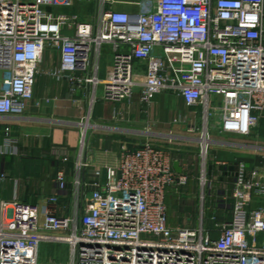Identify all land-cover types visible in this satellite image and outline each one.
Masks as SVG:
<instances>
[{"label": "built area", "instance_id": "built-area-1", "mask_svg": "<svg viewBox=\"0 0 264 264\" xmlns=\"http://www.w3.org/2000/svg\"><path fill=\"white\" fill-rule=\"evenodd\" d=\"M60 1L0 0V71L9 74L8 87L0 90V116L23 112L49 49L60 57L52 75L71 91L99 83L107 102H130L138 91L140 102L150 104L166 92L186 108H200L203 158L211 133L248 137L259 128L264 0H140L134 15L107 10L114 2L102 0L95 23L47 10ZM104 45L112 50L105 79L77 78ZM138 66L144 71L137 81ZM18 154L5 129L0 157ZM79 166L88 165L81 160ZM183 170L174 171L170 151L145 142L124 148L116 167L94 169L72 216H59L56 207L67 189L64 169L44 206L0 199V264H41L45 244L67 246L64 264H264V164L251 171L243 163L235 167L229 221L220 224L213 215L207 229L203 211L198 227L192 218L182 226L169 223L167 196L187 186ZM6 179L0 175V187Z\"/></svg>", "mask_w": 264, "mask_h": 264}, {"label": "crops", "instance_id": "crops-1", "mask_svg": "<svg viewBox=\"0 0 264 264\" xmlns=\"http://www.w3.org/2000/svg\"><path fill=\"white\" fill-rule=\"evenodd\" d=\"M67 1L68 5H63L61 0L47 10L56 15L77 17L81 22L95 23L102 0ZM108 1L114 3L106 5L107 10L131 15L140 12V0ZM63 33L73 35L72 31ZM90 57V63L85 69L78 70L76 77H91L101 82L111 66L110 45L102 46L98 59ZM59 63L58 52L46 50L37 66L32 99L25 103L23 112L19 115L0 116V145L4 131L8 129L11 137L17 141L19 150L15 157H0V175L7 176L0 187V199L44 206L46 200L56 194V175L58 170L64 169L67 189L63 195L58 196L56 207L59 216H72L77 208L80 209L83 195H87L90 190L87 186L93 181L94 169L101 168L104 173V168L116 167L124 148L132 151L145 142L155 147L170 143H177L181 147L194 144L198 147L197 156H194V151L181 155L171 152V156L173 162L177 161L189 176L188 184L196 175L199 165L204 178L208 173L212 176L215 167V185L201 188L198 195L194 190H188L190 193L187 191V196L197 202L198 225L202 211L203 226L206 229L211 227L213 215H216V221L220 224L229 221L235 167L243 163L251 171L264 164V146L259 145L264 141V117L259 128L248 137L211 133L206 157L203 158L200 108L197 109L201 111V128H193L195 108H186L178 96L170 93L155 95L150 104H142L138 91L130 102L104 101L99 83L96 86H76L71 91L66 82H60L52 75ZM143 71L144 66L137 67V81ZM8 84L9 74L0 71V90L6 89ZM195 131L198 134L191 135ZM83 155H86L85 161ZM64 157L68 159L67 163L62 162ZM196 159L201 160L200 164ZM81 160L88 165L84 169L79 166ZM207 161L211 163L209 167ZM188 184L179 191H170L167 202L171 195L179 197ZM169 223L173 227L176 224L170 218Z\"/></svg>", "mask_w": 264, "mask_h": 264}, {"label": "rangeland", "instance_id": "rangeland-1", "mask_svg": "<svg viewBox=\"0 0 264 264\" xmlns=\"http://www.w3.org/2000/svg\"><path fill=\"white\" fill-rule=\"evenodd\" d=\"M211 101L215 102V99L212 96H211ZM193 111H194L193 113H195V119L193 120V124L195 127L193 126V128H201V124H202L200 120L201 111L200 109H197V108H195ZM263 124H264V121H263ZM197 134L198 132L196 131L194 133L193 132L191 133V135H197ZM259 134H261V132H259ZM212 139L214 140V138ZM176 144L177 143H170L169 145L158 144L156 146L163 150H167V151L172 152L173 154H178V155L186 154V152L188 151H194L196 153L194 154V156H197L198 147L196 145L190 144L188 147L187 146L181 147L179 146V144L177 145ZM259 145L264 146V141L263 143H260ZM83 147L85 148L84 143H83ZM196 161L198 162V164H200L201 160L199 161V159H196ZM210 164L211 163L207 161L206 163L207 167H209ZM195 173L196 175L194 174L195 176L190 180L188 187L185 188L183 192H181V195L179 197H177V195L175 196L171 195L169 197V202H167L166 204L168 208V216L171 221L176 223L175 226H182L183 221L186 222L188 218L194 217V221L192 220L193 226L198 227L199 222L197 221V217L199 215V211L197 212V202H195V200L192 199V197L190 198L189 196H187V191L190 190V192H193L194 190V192L196 191V195L200 194L201 188H203L201 186V182L204 179V177H202L203 173H202L201 165L198 166V169L196 170ZM216 182H217V177H216V172H215V167H214L212 176H209V173H208L207 176L205 177V187L204 188L207 189L209 184L215 185ZM68 257H69V251H68L67 246L45 244L41 247L39 258H40L41 264H47L50 262H52L53 264H64L68 260Z\"/></svg>", "mask_w": 264, "mask_h": 264}, {"label": "water", "instance_id": "water-1", "mask_svg": "<svg viewBox=\"0 0 264 264\" xmlns=\"http://www.w3.org/2000/svg\"><path fill=\"white\" fill-rule=\"evenodd\" d=\"M173 169L177 174H181V168L179 167V163L177 161L173 162Z\"/></svg>", "mask_w": 264, "mask_h": 264}]
</instances>
